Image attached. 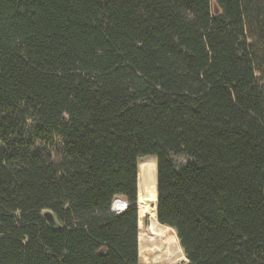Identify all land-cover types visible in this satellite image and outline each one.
I'll return each mask as SVG.
<instances>
[{"label": "trees", "instance_id": "1", "mask_svg": "<svg viewBox=\"0 0 264 264\" xmlns=\"http://www.w3.org/2000/svg\"><path fill=\"white\" fill-rule=\"evenodd\" d=\"M147 155L184 264H264V0H0V264H139Z\"/></svg>", "mask_w": 264, "mask_h": 264}, {"label": "rangeland", "instance_id": "2", "mask_svg": "<svg viewBox=\"0 0 264 264\" xmlns=\"http://www.w3.org/2000/svg\"><path fill=\"white\" fill-rule=\"evenodd\" d=\"M149 157L152 156H140L137 159V168L141 181L143 180L142 195L148 205H151L152 202L156 201V188L153 191L151 190V187L149 190L144 189V184L149 179V174L147 171L148 165L144 164L142 168L138 165L140 159ZM175 158L179 162L185 160V157L183 156H176ZM154 172L156 173V169ZM148 194L151 195L149 196ZM153 194H155V197ZM138 212L139 264H184L186 257L183 249L180 247L174 229L167 225L160 224L156 220L155 210L152 212L150 208H145V206H143L140 201L138 202ZM152 229H154L155 232H153Z\"/></svg>", "mask_w": 264, "mask_h": 264}, {"label": "bare ground", "instance_id": "3", "mask_svg": "<svg viewBox=\"0 0 264 264\" xmlns=\"http://www.w3.org/2000/svg\"><path fill=\"white\" fill-rule=\"evenodd\" d=\"M149 160V161H148ZM148 165V169H147V171H148V176H149V179H148V182L147 183H145L144 184V186H145V188L146 189H150V187H151V190L153 191V190H155V188H156V173L154 172V170L156 169V162H155V160H154V158H152V157H149V158H142V159H140L139 160V163H138V165L142 168L143 167V165ZM148 178V177H147ZM152 191H151V193H152ZM149 196L151 195V194H148ZM154 195V197H155V194H153ZM138 198H139V201L141 202V204L143 205V206H145V208H150L151 210H152V212L155 210V206L154 205H148V203L146 202V200H145V198L143 197V195L142 194H138ZM124 201L123 199H121V198H116V199H114L113 200V203H112V205H114V207L115 208H118V206L120 205V203H121V201ZM117 201V202H116ZM115 202H116V204H115ZM120 202V203H119ZM156 201H154V203H155ZM116 205V206H115ZM113 209V208H112ZM152 228H154V227H152ZM152 231L153 232H155V230L154 229H152ZM153 237V236H152ZM163 248V247H162ZM164 249H166V248H164ZM163 249V250H164Z\"/></svg>", "mask_w": 264, "mask_h": 264}, {"label": "crops", "instance_id": "4", "mask_svg": "<svg viewBox=\"0 0 264 264\" xmlns=\"http://www.w3.org/2000/svg\"><path fill=\"white\" fill-rule=\"evenodd\" d=\"M152 158H154L153 156H152ZM154 160H155V158H154ZM156 162V161H155ZM145 182V181H144ZM148 182V180L145 182V183H147ZM144 189L145 190H147L146 188H145V186H144ZM142 194L143 193V180L141 181V178H140V176H139V172H138V168H137V195L138 194ZM119 198H121V199H123L124 200V198H122V197H119ZM139 202V201H138Z\"/></svg>", "mask_w": 264, "mask_h": 264}, {"label": "water", "instance_id": "5", "mask_svg": "<svg viewBox=\"0 0 264 264\" xmlns=\"http://www.w3.org/2000/svg\"><path fill=\"white\" fill-rule=\"evenodd\" d=\"M215 10H217L216 6H215ZM137 200L139 201L138 195H137ZM125 203L127 204L126 201H125ZM151 205H154V206H155V210H156V203L152 202ZM138 214H139V212H138ZM44 215H45L46 219H47L49 222H51V224H55V221L52 219V216H51V214H50L49 212L46 211V212L44 213ZM138 240H139V235H138ZM187 262H188V261L186 260L184 263H187Z\"/></svg>", "mask_w": 264, "mask_h": 264}, {"label": "built area", "instance_id": "6", "mask_svg": "<svg viewBox=\"0 0 264 264\" xmlns=\"http://www.w3.org/2000/svg\"><path fill=\"white\" fill-rule=\"evenodd\" d=\"M125 207H126L125 201H122L118 208H115L114 205H112V208H113L114 211H122Z\"/></svg>", "mask_w": 264, "mask_h": 264}]
</instances>
